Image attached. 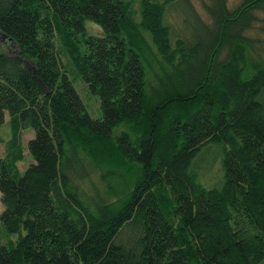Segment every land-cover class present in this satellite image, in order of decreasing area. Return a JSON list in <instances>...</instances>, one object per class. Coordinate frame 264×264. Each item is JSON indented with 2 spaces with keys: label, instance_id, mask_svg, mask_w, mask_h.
Segmentation results:
<instances>
[{
  "label": "trees",
  "instance_id": "16d2710c",
  "mask_svg": "<svg viewBox=\"0 0 264 264\" xmlns=\"http://www.w3.org/2000/svg\"><path fill=\"white\" fill-rule=\"evenodd\" d=\"M227 2L0 0V264H264V0Z\"/></svg>",
  "mask_w": 264,
  "mask_h": 264
},
{
  "label": "rangeland",
  "instance_id": "374dc122",
  "mask_svg": "<svg viewBox=\"0 0 264 264\" xmlns=\"http://www.w3.org/2000/svg\"><path fill=\"white\" fill-rule=\"evenodd\" d=\"M240 1L241 0H228L227 5H228L229 9H233L239 5ZM193 2H196V1H193ZM197 5L199 6L198 3H197ZM260 16H261L260 19H262V17L264 16V13L262 12ZM258 26H260V25H258ZM259 29H260V27H259ZM85 32L89 36L92 35L95 37H101V35L103 34V32H101V29L99 28V26L94 24L93 22H90V21L86 22V24H85ZM251 35H256V33H253ZM63 63H64V66L68 67L67 68V78H69V80L73 84V87L76 89L77 94H78L79 98L81 99V101L83 102L85 109L87 110L88 115L90 116V118L92 120L100 119L102 116V113H101V109H100L99 99L90 94L89 88H87V86L84 83V81L82 80V78L78 77L75 70L72 67L68 66L66 58H64ZM25 134L26 135L24 136V139H23L24 145H25V152H26V153H24L25 160L23 162H21L20 164H17L19 171H22V172H24L29 167L31 162H33L31 156H28L27 143H28V141H30V139H32L34 137V134L31 130H29ZM0 137L3 139V141L5 143L8 142V140H10L12 137L8 113L5 116L4 125L0 128ZM221 154L222 153H221V150L219 147L212 146V147L205 148L198 155V157L195 158L194 163L192 165V170H194L197 173V175L200 177L198 180H200L202 186L204 184H203L201 179H203L206 174L208 175V177L206 179L209 181L210 178L212 176H215V174L217 173L218 165H219L220 170H222V168H221V159H222ZM4 155H5V148H4V146L0 145V158H3ZM213 166H214V172H213V174H211V172L213 170L212 169ZM221 176H222V172H221ZM213 178H215V177H213ZM204 188L206 189L209 187H204ZM3 212H4L3 211V204H2V200H1V196H0V215ZM17 238H18L17 236L10 237L7 233H5L3 225L0 222V243L1 244L7 245L9 242L16 241Z\"/></svg>",
  "mask_w": 264,
  "mask_h": 264
}]
</instances>
